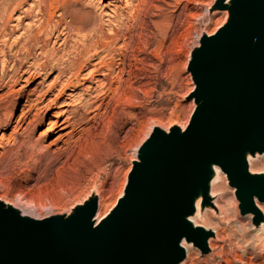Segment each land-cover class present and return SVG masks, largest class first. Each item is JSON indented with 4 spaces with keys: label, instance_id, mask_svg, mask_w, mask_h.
<instances>
[{
    "label": "rangeland",
    "instance_id": "374dc122",
    "mask_svg": "<svg viewBox=\"0 0 264 264\" xmlns=\"http://www.w3.org/2000/svg\"><path fill=\"white\" fill-rule=\"evenodd\" d=\"M35 1L37 0H25L23 9ZM41 2L45 5L47 13L53 14L44 31L38 35L36 43V46H42L47 52L48 64H53V59L60 61L66 51L71 52L76 48V52L73 51L70 57L73 53L80 52L83 42L115 44L111 53L116 56L117 64L120 63L118 59H121L122 54L127 57L125 72L122 74L123 84L121 82L118 95H110L103 101L95 119L92 118L95 111L86 107V104L91 102L90 97L95 95L97 83L94 81L100 78L79 80V85L73 93L68 90L55 106L49 105V101L54 99L60 87L58 85L56 90L45 94L34 103L21 129L12 130V127L8 128V124L21 117L26 96L35 99L36 95H31L33 90H46L56 74L45 71L43 74L30 76L19 72L9 88L0 90V122L4 124L0 126V157L4 151L14 148L18 140L27 139L38 143L39 152L53 155L56 149L61 146L64 148L63 143L71 131L69 124H78L74 135L70 137L71 147L84 146L97 135V142L103 143L99 153H108L106 156L109 157L106 162L93 168L80 166L78 174L64 178L58 177L55 170H58L61 166L59 163L63 162L65 157L48 169L47 173L44 172L43 162L38 156L28 162L22 161L16 166L0 162V201L19 209L25 215L42 219L67 214L73 207L95 194L96 215L100 217L105 215L122 195L132 162L136 159L137 147L140 146L144 135L150 133L155 126L163 130L165 128V131L174 125L180 128L186 126L194 109L193 101L187 99L194 89L187 71L190 53L198 45L199 37L202 34L214 33L223 24L226 16L222 11L208 14L214 0ZM72 11H76L78 16L75 23H72L69 17L63 16ZM17 15L18 13L12 16L9 26L15 23L14 18ZM29 22L31 20L25 23ZM36 25L37 23L31 26L34 36L37 33ZM56 36L60 40L66 39L68 47L64 50L58 47L60 41L54 43ZM125 41L128 44V50L125 49L127 51L117 48L122 47ZM14 51L15 49L10 54ZM31 53H34V50ZM42 60L39 58L37 63ZM1 68L0 59V73ZM10 68L11 63L6 65L5 70L8 72ZM18 68L19 64L16 66V69ZM127 72L132 74L128 75L131 87L127 90V95L132 101L130 106L125 104L122 95L126 86L124 82L128 79ZM82 73H86L85 69ZM79 77L81 79V76ZM68 94L70 96H67ZM27 110L28 108H24V111ZM62 112L66 115L58 120L57 116ZM51 125L53 133L44 135ZM57 138L58 141L54 144ZM250 163L248 170L251 173H264V155L258 156L257 160L255 158ZM44 173L46 176L42 177ZM223 175L221 174L222 181L220 180L214 188L213 195L215 199L218 198L217 201L224 208L225 215L217 212L213 206L207 209L213 212V220L196 225L214 232V237L207 243L209 253L201 255L195 247L189 248L181 264H236L237 260L241 259L247 264H264V222L254 227L249 215H239L235 190L228 185ZM212 189L211 187V192ZM258 205L262 208L264 218V204Z\"/></svg>",
    "mask_w": 264,
    "mask_h": 264
},
{
    "label": "water",
    "instance_id": "95a60500",
    "mask_svg": "<svg viewBox=\"0 0 264 264\" xmlns=\"http://www.w3.org/2000/svg\"><path fill=\"white\" fill-rule=\"evenodd\" d=\"M226 12L192 49L187 71L194 109L186 126L153 127L138 147L115 205L96 220L92 194L69 213L32 218L0 201V264H181L182 243L209 253L211 230L189 218L211 209L214 168L225 175L240 216L264 218V0H214Z\"/></svg>",
    "mask_w": 264,
    "mask_h": 264
},
{
    "label": "bare ground",
    "instance_id": "6f19581e",
    "mask_svg": "<svg viewBox=\"0 0 264 264\" xmlns=\"http://www.w3.org/2000/svg\"><path fill=\"white\" fill-rule=\"evenodd\" d=\"M24 4H25V0H3L0 2V59L2 66L0 73V90L9 88L10 84L13 82V79L17 75H19L18 74L19 72L21 74H29L30 76H33L36 73L43 74L45 71L56 72V74L53 82L50 83V85L47 87L46 90L42 91L35 89L33 90L34 92L32 91L33 93L31 95L32 96L36 95L35 99H31L28 96H26L21 117L16 121H10L8 124V128L12 127V130L21 129L22 125L24 124L27 118L28 112L30 111L31 107L34 106V103L38 102L41 99V97H43L45 94L56 90V87L58 85H60V87L57 90L56 94L54 95L55 96L54 99H51V101H49V105L55 106L57 101L61 100L62 96L65 95L66 91L69 90L70 93H73L77 89V86L79 85V80H85L86 78H91L92 80H94V78H100L99 80L94 81L97 83L94 89L95 95L90 97L91 102L86 104V107L93 108V111H95V114L92 116V118L95 119L103 104V101L106 98H108L110 95L114 96L115 94H117L120 89V84L122 82V74L125 72V67L127 65L125 64V62L127 61L126 55L122 54L120 56L121 59H118L120 63L117 64L118 61L116 62L117 60L116 56L111 53L115 48V44H111V43L108 44L106 42L104 44L98 42H93V43L83 42L81 43L82 45H81V51L79 50L80 52L73 53V56L70 57L72 52L76 50V48H74V50L71 49L73 50L71 52L66 51L65 55H62L60 61L53 59L55 61L53 62V64L49 65L47 62V52L43 49L42 46L39 45L36 46L37 45L36 43L38 41L37 40L38 35L44 31L45 27L48 25L53 14L47 13V11L45 10V5L41 2V0H37L33 4L28 5L27 8L23 9ZM16 13H18V15L14 18L15 23L9 26L10 24L9 22L11 21L12 16L15 15ZM224 13L226 16V12ZM63 16L69 17L72 23H75L76 19L78 20L76 11H72L69 14ZM27 20H31V22L25 23ZM36 23L37 25L35 29L37 33L35 31L36 36H34L32 34L33 29L31 26L33 24L35 25ZM57 36L55 37L54 43L57 44L60 41L58 43V47L60 46L62 47V50H64L65 48L68 47L67 41L66 39L60 40L58 39ZM125 42L126 43L123 42L122 47L118 46L117 48L121 50L127 49L128 44L127 41ZM78 47H79L78 49H80V46ZM14 49L15 51L13 52V54H10V52H12ZM98 49L99 50L101 49L100 52L97 51ZM33 50L34 53H31V51ZM91 51L93 53H91ZM54 54H56V52H54ZM38 56H40L39 58L43 59L40 63H37L39 59ZM64 56H66L65 59ZM9 63H11V68L8 70L9 72L8 73L5 70V68L6 65H8ZM18 64H19V68L16 69V66ZM24 66L25 69L22 70ZM83 69H85L86 73L81 74V71H83ZM117 69L119 70L117 71L118 73L116 72ZM128 75H132L131 72H127L128 79L126 78L124 82L126 86L124 85L125 88L122 91L123 94L122 93L121 94L124 95L125 104L130 106V104H132L131 103L132 101H130V98L127 95V90L129 91L131 84H129L130 76ZM79 76H81V79ZM63 78L65 79L61 82ZM67 96H70V94H68ZM24 108H28V110L24 111ZM64 115L66 114L62 112L59 116H57V119L59 120ZM77 125L74 124L68 125L71 131L68 132L67 134L68 139L65 140V142L63 143L64 148H62L61 146L60 148L56 149L53 155H46L45 153L39 152L38 143H34L29 139L18 140L14 148L9 149L8 151H4L1 154L0 162H3L7 165L16 166L20 164L22 161L26 160V162H28L32 158L38 156L39 158H41V162H43L44 172L47 173L48 169L50 170L51 167H54V165H56L62 158L65 157V160L59 163L61 164V166L58 168V170H55L57 176L60 178L69 177L70 175L73 174H78V171H80L79 170L80 166L82 167L90 166L88 168L91 167L93 168L96 165L106 162L109 157L106 156L108 153H106V155H101L99 153L100 151H102L100 149L103 143L97 142L96 134H95L96 136H94L92 140L90 139L91 141L88 140L89 143H87L86 145L84 144V146L81 145L79 147L70 146V137H72V135H74L73 133H75V131L77 130ZM0 126H4V124L1 123ZM52 133H53V125H51L49 128L46 129L44 135L52 134ZM149 134L150 133L148 132L146 135H144L141 144L146 140ZM57 141L58 138L54 141V144L57 143ZM255 158L257 160L258 156ZM255 158L248 159L247 163L249 166L251 164L250 162ZM45 173L43 174V176L42 174H40V177L41 176L45 177L46 176ZM221 174L222 173L219 171L218 168H214V176L210 182V190L211 187L213 188L212 192L210 191V197H211V204L218 210L217 212L223 213L225 212L224 208L221 207L219 201H217L218 198L215 199L213 195L214 188L220 183ZM194 207H195V213L193 216L189 218V221L193 225H197V223L203 224L204 222L206 223L208 221H209L208 223H210V221L213 220L211 218V215H214L212 211H208L207 209H203V210L200 209V199L196 200ZM257 207L261 212L262 208L260 207V205H257ZM105 215L100 217H97L96 215V220L98 221L102 219ZM222 215L225 214L223 213ZM182 247L184 248L186 254H188L189 248L193 249L192 248L193 246L189 243H184V244L182 243ZM241 260H237L236 264H247L246 262Z\"/></svg>",
    "mask_w": 264,
    "mask_h": 264
}]
</instances>
